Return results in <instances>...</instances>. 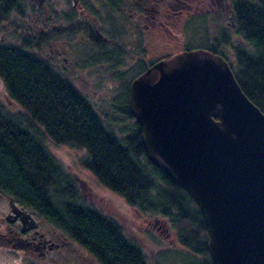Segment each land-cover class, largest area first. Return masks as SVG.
<instances>
[{
	"label": "trees",
	"instance_id": "1",
	"mask_svg": "<svg viewBox=\"0 0 264 264\" xmlns=\"http://www.w3.org/2000/svg\"><path fill=\"white\" fill-rule=\"evenodd\" d=\"M17 1L0 3L8 10ZM230 2L235 32L244 44L233 46L236 66L229 65L243 92L264 113V0ZM0 77L9 98L23 110H10L0 101L2 194L62 228L100 264H147L141 245L123 234L116 219L79 199L75 178L33 129L37 123L53 143L84 149L81 164L132 207L142 213H159L178 225L179 242L201 255L188 262L213 264L196 203L147 158L136 120L131 132L118 136L68 78L24 44L0 45ZM123 102L133 117L127 91Z\"/></svg>",
	"mask_w": 264,
	"mask_h": 264
},
{
	"label": "water",
	"instance_id": "2",
	"mask_svg": "<svg viewBox=\"0 0 264 264\" xmlns=\"http://www.w3.org/2000/svg\"><path fill=\"white\" fill-rule=\"evenodd\" d=\"M128 106L147 158L196 203L212 263L264 264V113L228 61L205 49L157 61L132 79Z\"/></svg>",
	"mask_w": 264,
	"mask_h": 264
},
{
	"label": "rangeland",
	"instance_id": "3",
	"mask_svg": "<svg viewBox=\"0 0 264 264\" xmlns=\"http://www.w3.org/2000/svg\"><path fill=\"white\" fill-rule=\"evenodd\" d=\"M100 3V0H94L90 9L95 12V8L100 6ZM59 5L66 8L67 4L65 0H54V8ZM97 13L95 12L94 15ZM191 14L192 10H183L180 14L182 16L181 20L185 15ZM6 19L9 20V18ZM68 20L71 26V24L75 25L78 19L75 15H70ZM90 20L93 27L89 28L87 24L85 25L88 28V31L85 30V35L90 38V41L83 40L81 37L76 38L75 33L70 30L69 36H72V41L75 39L80 45L75 42L74 59L69 60L74 61V67L67 64L65 66L68 67V70L63 71L70 82L93 105L104 124L111 127L118 136L122 137L132 131L135 123V119L126 113L123 102L125 92L123 87L134 77V70L128 73L124 72V76L117 74V70V72L112 71L113 69H118V67L121 69L125 68L128 62L123 60L122 64L115 68L110 62L105 60L107 55L103 54V49H100L101 47L98 46L99 44L93 38L95 36L94 33H96L94 28L97 22L93 19ZM181 20L171 26L172 32L167 33L166 29L164 33H160L162 35L161 38L156 39L154 35L148 34L149 42L146 45L148 53H146V50L140 49L139 51L143 52L142 56L145 59H150L160 54H173L183 47L185 40L191 46L196 45L197 38L201 37L200 33L204 31V24L200 22V19L195 18L188 22L186 26H182ZM7 25L2 27L3 30H0V35L3 34V40L16 44L18 38L17 36H14L15 38L12 37V39L8 37L11 33L8 32L11 27L9 24ZM182 27L187 32V36H185ZM103 29L104 27H101L102 31ZM205 31L207 32L208 29ZM194 35L195 37H193ZM237 43L243 45L244 40L236 35V37H230L227 46L219 45L216 47L232 66H236L233 46ZM137 49L139 48L137 47ZM139 57L140 59L143 58L139 55L131 57V62L133 63L131 66L133 68L136 64V59ZM61 62L59 60L60 65H62ZM63 71L61 72L63 73ZM0 101L10 110L23 112L22 108L9 98L1 78ZM33 129L39 132L51 152L62 162L71 175L81 181V186H78L79 199L84 204L95 207L102 213L116 219L122 228L123 234L141 245L147 264H192L187 259L192 256L201 258V255H196L195 252L179 242L180 227L173 225L169 217L159 213L139 212L128 204L120 194L102 185L96 176L81 164V159L86 154L84 149L53 143L37 123L33 124ZM6 204V196L0 192V231H7L8 226H12V228L18 227L17 221L8 222L5 220ZM188 204L191 205V201L188 200ZM34 217L38 221L37 229L42 231L44 235L52 236L53 239L60 240L62 243L48 250L43 256L39 255L35 250L13 249L0 243V264H28L30 262L35 264H100L96 258L89 254L84 246L67 237V232L62 228L38 213ZM155 220H158L156 225L161 222L165 223L169 236L165 235L167 231L159 232L154 227Z\"/></svg>",
	"mask_w": 264,
	"mask_h": 264
},
{
	"label": "flooded vegetation",
	"instance_id": "4",
	"mask_svg": "<svg viewBox=\"0 0 264 264\" xmlns=\"http://www.w3.org/2000/svg\"><path fill=\"white\" fill-rule=\"evenodd\" d=\"M93 1L65 0L66 8L61 5L54 8V0H18L15 6L8 10L3 9V5L0 3V30L9 24L11 29L8 32L11 33L8 37L12 39V37L17 36L18 38L14 44L3 40L2 34L0 35V45L14 47L24 44L26 50L37 55L62 73L61 71L68 70L65 65L74 67L75 64L74 61L69 60L74 59V49H76L74 46L75 42H78L75 39L72 41V36H69L70 30L75 33L76 38L81 37L83 40L90 41V38L85 35V25L87 24L89 28H92L90 19H93L97 22L94 28L96 33H94L93 38L101 47L100 49H103V54L107 55L105 60L115 68L120 66L123 60L128 62L125 68L118 67L112 71H118L117 74L124 76L125 73L134 70L133 78H135L155 62L168 59L183 51L205 49L220 54L216 47L214 50L212 49L214 44L225 47L228 37L239 36L235 32V15L230 0H100L102 4L100 3V6L95 8V12H98L95 15V12L90 9ZM183 10H192V14L185 15L181 20L180 14ZM70 15H75L78 19L75 25L71 24L70 26L68 22ZM6 18H9L10 21ZM195 18L200 19V22L204 24V31L200 33L201 37H196L198 39L196 45L191 46L185 40L183 47L173 54H160L150 59H145L142 56L143 52L139 51L140 49H144L148 53L146 46L149 42L148 34L154 35L156 39L161 38V34L166 29L167 33L172 32L171 26L179 20H181L182 26H186ZM101 27H104L103 31ZM182 29L184 28L182 27ZM183 32L185 36L188 35L185 29ZM136 55L143 58H137L133 68L131 57H136ZM59 60L62 61V65L59 64ZM63 75L65 76V73ZM131 81L124 85L123 90L129 92ZM75 181L77 187L81 186L80 180L75 178ZM6 203L5 220L8 221L7 217L12 218L17 214L16 216L19 217L8 222L17 221L18 227L8 226L7 231H0V243L13 249L35 250L41 256L62 243L60 240L53 239L52 236L44 235L37 228L27 229V225L22 224L20 216H27L25 211L33 217L37 216L34 210L24 207L8 196H6ZM12 208L17 213H11ZM157 222L158 220H155L154 227L159 232L167 231L165 235L169 236L165 223L161 222L156 225ZM66 234L72 239L69 233ZM89 254L91 253L89 252ZM92 257L94 256L92 255Z\"/></svg>",
	"mask_w": 264,
	"mask_h": 264
}]
</instances>
